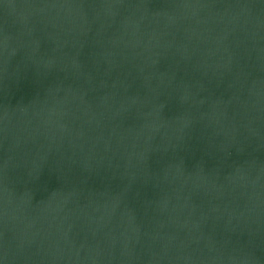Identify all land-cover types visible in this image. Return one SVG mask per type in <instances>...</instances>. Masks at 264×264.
Listing matches in <instances>:
<instances>
[{
    "label": "water",
    "instance_id": "obj_1",
    "mask_svg": "<svg viewBox=\"0 0 264 264\" xmlns=\"http://www.w3.org/2000/svg\"><path fill=\"white\" fill-rule=\"evenodd\" d=\"M0 264H264V0H0Z\"/></svg>",
    "mask_w": 264,
    "mask_h": 264
}]
</instances>
